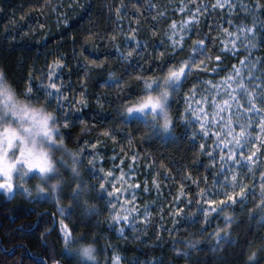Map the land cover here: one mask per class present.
I'll list each match as a JSON object with an SVG mask.
<instances>
[{
  "label": "trees",
  "instance_id": "obj_1",
  "mask_svg": "<svg viewBox=\"0 0 264 264\" xmlns=\"http://www.w3.org/2000/svg\"><path fill=\"white\" fill-rule=\"evenodd\" d=\"M156 1L0 0V63L7 66L9 74L19 83L29 85V75L35 78L50 63L61 59L67 66L66 71L69 69L66 77L81 87L87 103L83 116L62 129L70 143L80 147L83 142L101 133L102 129L110 127L112 132L117 131L128 141L135 152L148 156L160 168L161 175H169L174 183L187 176L185 186L191 187V181L210 177L214 170L188 129L177 121L171 132H164L144 127L146 117L143 112L134 110L125 117L119 116L116 111V97L124 92L127 98V92L135 91L136 76L151 75L142 72L140 65L144 69L155 68L156 64L149 60L156 54L153 49L161 52L167 45L162 35L169 18L159 15ZM260 3L264 4V0ZM121 7L123 10L117 17L116 10ZM121 15L135 18L130 21V26L146 41L138 59L122 60L119 55L123 34L128 32ZM209 21V17L199 20L198 28L195 26L186 37L184 50L177 53L178 57H186L193 42L204 38L212 23ZM212 34L217 35V32ZM208 50H212L211 45ZM218 54L213 51V55ZM260 54L264 55V47L260 48ZM193 55L197 62L206 60L199 51ZM236 61L235 55L226 59L228 67L219 74L208 72L205 68L193 73L180 96L172 103V114L180 110L183 92L197 79L221 77ZM110 71L115 73L113 77L108 76ZM117 77L121 79L117 80ZM82 83L85 87L81 86ZM258 180L260 182V177ZM255 201H259L258 195ZM7 207L0 202V261H5V264H13V261L15 264H45L51 255L41 233L45 222L58 231L60 217L57 210L46 201L33 205L16 204L10 211L5 210ZM249 210L253 213L251 216ZM37 212L43 214L37 216ZM225 213L236 217V221L229 225L235 242L226 244L221 241L220 249L214 251L215 237L210 233L218 226L223 227ZM101 227L107 232L103 238L107 244L105 264L110 263L113 252L122 253L127 264H141V261L147 262L151 258L162 259L169 264H243L253 251L257 253V264H264V251L261 250L264 221L259 220V211L250 197L234 209L222 210L204 230L197 225L184 226L164 233L160 240L150 239L142 231H129L127 236L122 237L104 225ZM194 237L200 243L191 249L189 255L175 251L188 249L186 241Z\"/></svg>",
  "mask_w": 264,
  "mask_h": 264
},
{
  "label": "snow or ice",
  "instance_id": "obj_2",
  "mask_svg": "<svg viewBox=\"0 0 264 264\" xmlns=\"http://www.w3.org/2000/svg\"><path fill=\"white\" fill-rule=\"evenodd\" d=\"M185 7L183 0H180V7L176 10L183 14ZM205 7L206 5L203 3V0H201V3L195 8H192L191 5L187 6L188 10L191 11L193 15L188 16L186 19L177 21L169 18L168 28L165 31V36L169 43L165 45L164 51L157 52L156 49H153V52L156 54L149 57L150 62L155 63L156 67L144 69L143 66L140 65L142 72L151 73V75L138 74L136 76L137 84L135 91L127 92V98L124 92H121L116 97L118 101L116 111L118 114L122 113L125 117L134 110L143 112L146 117L144 127L157 129V126H159L158 129L164 132H171L177 121L184 127L198 124L199 127L196 128L195 131L189 133L192 137L213 139V136H209V131L213 128H220V131L214 132L213 134L215 137L213 139V148L210 149L206 143L199 141L200 151L208 152L211 165L218 168V175L215 173L213 174V190L209 192L206 186L201 190L200 194L202 197L210 196L217 197L218 199L209 198L206 201L202 200L201 202H197L196 207L203 214L204 220L207 221L211 213L247 202L249 194L252 193L254 207L259 211V220L264 221V171L261 170L264 168V139H261L259 135H253L252 132V129L256 128L259 133H264V107L259 106V104H264V68L260 67V65H264V55L256 58L257 63L251 64L249 67L253 59L251 52L264 47V19L257 20L254 17L251 25L243 21L237 23L234 18L213 21L209 24L208 32L204 33V38L193 42L189 54L186 57H178L177 53L184 50L183 41L187 37L189 29L193 26H197L198 28L199 11L201 8ZM212 7L214 9L218 7L221 10L224 7H229L233 12L237 7L245 8L246 12L242 13V15L246 17L254 13H264V4L260 3V0H256L254 6L251 8L242 3L233 5L229 0H224L223 3H221V0H215V4H213ZM122 10V7L117 8V17ZM159 15L161 17L164 16L163 13ZM225 23H227L229 27H224ZM232 27H235V32L230 30ZM214 32H217L218 35H213L212 33ZM177 35H179V39H177ZM249 37H251L254 42H250ZM125 39L136 41L135 36H125ZM218 42H220V44H218ZM210 45L212 46V50H208ZM238 45H243V50L248 53V55L240 57L236 54ZM136 46L139 47V41H136ZM197 51L204 54L206 60L197 62L196 56L193 55V53ZM213 51L219 54L213 55ZM233 54H235V59L239 62V67L234 63L231 64L230 74L233 81H239V84L232 90H221L211 79L198 80V83L193 84L181 97L188 106L177 111L176 114L173 115L170 111L171 105L177 100V97L180 96L184 84L191 78L193 73H198L200 68H205L208 72L219 74V72L228 67V65L225 64V60L231 59ZM119 55L122 60H128L132 55L131 47L127 54L119 53ZM48 67L49 71L47 76L49 83L46 84V87L50 90L57 89L55 95L59 102L63 88L53 81L55 80L57 70H63L64 62L61 59H56L53 64ZM258 69L261 73L259 77L255 75V71ZM245 71L247 72L248 83H245L243 76ZM85 74L87 75V73ZM114 75V72L110 71L108 73L109 77H113ZM227 78V76L221 78L218 83H225V79ZM28 79L32 81L33 77L29 75ZM119 79L121 78L117 77V80ZM257 80H259L260 83H255ZM249 84H251L253 91H249ZM81 86L85 87L83 83ZM32 87L33 85L29 83V90H31ZM197 91L207 93L208 98L211 100L209 108L215 106L214 110L211 112V118H209L208 112L203 108H200V111H196L188 104L190 99L195 98ZM217 93L219 95H229L236 106L235 110L229 113V117L226 120H221L219 123L216 119L217 112L215 109L227 108L229 102L225 100L223 104H217ZM238 94H242L245 97V103L248 105L247 108L239 102ZM79 102L82 104L85 102L83 94H81ZM97 103H99V100H97ZM233 116L236 117V119H232ZM193 117H196V119L194 120ZM257 121H259V123H257ZM64 122L67 124L68 120L65 118ZM236 128H239L238 132L235 130ZM101 131L103 137H111L114 142L117 140V137L113 135L109 129L105 128ZM222 135L230 137L227 143L221 139ZM102 142V140H97L95 144L89 145V147L95 151L97 145ZM257 143L259 144L258 148L256 147ZM245 151H248V155L244 154ZM217 152H219V156H217ZM96 155L99 156V153L97 152ZM131 159L135 161L137 157L132 156ZM217 160H219V164L216 163ZM257 161H259V163H257ZM89 164L94 167L95 160H90ZM240 169H246L243 175L252 178L253 183L251 185L246 184L244 179L241 178ZM256 172H259L260 176L258 186L255 180ZM93 178L96 180L95 186L101 192L105 193L107 199L106 206L109 209L113 224L127 223L134 231L138 227V220L143 221L145 226H147V219L151 215L148 211V204L146 203L143 206V214L141 215L140 210L136 206V194L141 190L147 192L149 190V185L146 181L141 182L139 178L134 175V165L132 163L128 164L127 169L121 166L118 175L111 170L105 172V170L101 168L99 174L94 175ZM187 178V176L184 177V179ZM117 181L122 185L119 189L114 186ZM132 181L136 182L132 183ZM204 182L207 185L206 178ZM109 185H112L110 190ZM151 185L152 187H156L157 191H159V183L155 177H153ZM181 187H183V185ZM256 195L259 196L258 202L255 201ZM176 199L181 204L184 202L180 200L179 196H177ZM117 204H119V207H116ZM180 211V207H177L176 212L179 213ZM248 214L251 216L253 213L249 210ZM223 220L227 228L236 221V217L231 213H225L223 215ZM66 230H68V225L62 220L59 221L58 231L65 233ZM116 231L122 234L125 228L117 227ZM229 233L221 231L219 227H217L214 232L210 233L211 236L215 237L214 251L220 249L221 241H227V244L233 243V238ZM45 235V233H41L42 237ZM135 238L139 239V237ZM261 239H264V237H261ZM195 246V242H190L188 249H180L178 253L187 256ZM261 250L264 251V244L261 245ZM253 253H255V251H253ZM119 259L120 257L114 256L113 264H118ZM0 264H5V261H0ZM13 264H15V261H13ZM151 264H160V261L154 259L151 261ZM248 264H257L254 255L249 257Z\"/></svg>",
  "mask_w": 264,
  "mask_h": 264
},
{
  "label": "clouds",
  "instance_id": "obj_3",
  "mask_svg": "<svg viewBox=\"0 0 264 264\" xmlns=\"http://www.w3.org/2000/svg\"><path fill=\"white\" fill-rule=\"evenodd\" d=\"M65 125L43 78L29 90L0 63V202L9 206L6 211L43 201L55 207L68 230L61 233L45 222L42 233L51 255L46 264H105L107 232L101 225L113 226L107 199L86 175L83 150L69 142ZM218 227L229 233V226ZM190 242L198 245L200 240L189 239L187 246ZM253 255L256 259L252 252L243 264ZM160 264L169 262L161 259Z\"/></svg>",
  "mask_w": 264,
  "mask_h": 264
},
{
  "label": "rangeland",
  "instance_id": "obj_4",
  "mask_svg": "<svg viewBox=\"0 0 264 264\" xmlns=\"http://www.w3.org/2000/svg\"><path fill=\"white\" fill-rule=\"evenodd\" d=\"M224 0H221V3H223ZM229 2L233 5L237 3H242L244 5H247L248 7H253L256 0H229ZM155 3L156 9L160 13H163L167 18L175 19L177 21L186 19L188 16L193 15L191 11L188 10L187 6L191 5L192 8L197 7L198 4L201 3V0H183L185 7V10L183 14H181L178 9L180 7V0H157ZM203 3L206 5L205 8H201L199 11V20L202 18L209 17V22L217 21L219 19L227 20L228 18H234L237 23L240 21H243L244 23L251 25L253 18L255 17L257 20H262V13H254L249 16L242 15V13L246 12L245 8L237 7L235 11L233 12L229 7H224L222 10L220 8H213L212 5L215 4V0H203ZM122 22L126 24V29L128 32L123 34L124 40L120 47V52L127 54L129 52V49L131 47L132 55L128 59L131 61V59H138L141 55L142 49L146 44V41L141 38L138 34H136L134 31V28H131L130 21L134 20L133 17H128L124 15H121ZM169 24V23H168ZM224 27H229L227 23L224 24ZM168 28V25L165 27ZM195 28L193 26L189 29L187 36L191 33V31ZM165 29V31H166ZM231 31L235 32V27L230 28ZM165 31L162 35L163 39L169 43L167 37L165 36ZM259 34V33H258ZM218 35V33H217ZM125 36H135L136 41H139V47L136 46V41L133 40H126ZM226 38V37H225ZM177 39H179V35H177ZM186 40V38H185ZM184 40V41H185ZM250 42H254L251 37H249ZM183 41V43H184ZM220 44V42H219ZM222 46V45H221ZM236 54H240V57H244L248 55L243 50V45H238L236 48ZM235 55V54H233ZM252 60L250 62L249 67L251 64H256L258 57H261L260 49L256 51L251 52ZM50 63L49 65H52ZM234 64H236L237 67H239V62L236 61ZM48 65V66H49ZM43 69L37 77L33 78L30 82L34 88H36L39 85V82L41 78H43L44 82L46 84L49 83V79L47 76V73L49 71V67ZM67 66L64 65L63 70H57V74L55 75V80L53 81L57 85H61L63 88V91L61 93V96L59 98V102L57 100V96L55 95L57 89H53V101L55 102L58 111L62 115V117L68 120V123H72L78 118H81L83 116L84 107L86 106V99H84V103H80L81 94H83V91L79 85H76L73 83V81L66 77V73L69 72V69L66 71ZM261 68H264V65H260ZM255 75L259 77L261 75L259 69L255 71ZM225 83L220 84L218 83L221 78H225ZM245 83H248L247 81V72L245 71L243 73ZM213 80L214 84L221 90H232L236 87L237 84H239V81H233L230 74V68L228 71L221 75V77H206V78H199L195 81L194 84L198 83V80ZM255 83H260L259 80L255 81ZM193 85V84H192ZM191 85V86H192ZM186 89L185 92H187L190 88ZM249 91H253L251 88V84L248 85ZM183 96V95H182ZM181 96V97H182ZM238 99L241 104L244 105L245 108L248 107V105L245 103V97L242 94H238ZM225 100H228L229 106L227 108H220L215 109L217 112V122L219 123L221 120H226L229 117V113L233 110H235V104L232 102V99H230L229 95H219L216 94V103L217 104H223ZM188 104L191 105V107L196 110L200 111V108H203L206 112L209 114V118H211V112L214 110L213 108H209V104H211V100L208 98V95L206 92L197 91L195 94L194 99H190L188 101ZM199 105V107H198ZM186 105L185 101L181 98L179 102V109L182 110L185 108ZM260 107H264V104H259ZM195 120L196 117H193ZM232 119H236V117H232ZM68 123L66 125H68ZM259 123V121H257ZM65 125V126H66ZM198 124H193L190 127H186L189 132L195 131L196 128H198ZM113 135L117 137V140L114 142L111 137H103L102 132L94 135L89 140L83 142L82 145H80V148L82 151V156L84 158L85 163L87 164V171L86 174L89 176V178H92L94 175L99 174V170L103 168L105 172H108L109 170L115 172L117 175L119 174L120 167L123 166L124 169L128 168V164L132 163L134 165V175L139 178L141 182L146 181L149 185V190L147 192L141 190L137 192V200H136V206L140 210L141 215L143 214V206L147 203L148 204V211L151 213L150 217L147 219V226H145L143 221H137L138 227L135 229V231H142L147 236L150 237V239L153 240H160L163 237L164 233H171L175 230H177L180 227L184 226H195L197 225L202 230L206 229L207 225H210L211 222L216 218V216L221 213L222 210L227 209L224 208L218 212H214L209 214V218L207 221L204 220L203 214L197 209L196 205L197 202H201L202 200H207L209 198L211 199H218L217 197H210V196H201V190L204 189L206 186L208 187V191L211 192L213 190L212 188V181H213V174L218 175V168L213 167V174L210 177H204L203 179H194L191 181L190 185L191 187L185 186L184 177L181 178V181L174 183L172 178H169V175H161L159 173V169L154 162L151 161L148 156L142 155L138 151H134L131 147L130 143L128 141H125V139L117 133V131L112 132L110 127L108 128ZM220 128H213L209 131V136L214 137V132L220 131ZM237 132L239 131V128L235 129ZM253 135H259L261 139H264V133H259L256 128L252 129ZM194 139V142L197 144V147L200 149V142L203 141L206 143V145L211 149L214 147L213 145V139H206L204 137H192ZM221 139L225 141V143L228 142L230 137L221 136ZM97 140H102L103 142L98 144L95 151L89 147V145L95 144ZM255 143V142H254ZM256 147H259V144H256ZM226 151V149H225ZM99 153V156L96 155V153ZM206 156L208 157V160H210L208 152H204ZM245 155H248V151H245ZM132 156H136L137 159L133 161L131 159ZM217 156H219V152H217ZM122 158V159H121ZM90 160H95V166H91L88 162ZM211 163V161H210ZM217 164H219V160L216 161ZM259 163V161H257ZM115 166V167H114ZM264 171V168L261 169ZM241 178L244 179V182L248 185H251L253 183V180L251 177H245L243 174L246 171V169H240ZM155 177L158 180L159 183V191H157L156 187H152L151 181ZM259 172L255 173V180L258 184L259 182ZM206 178L207 185L204 182V179ZM188 179V178H187ZM136 181H132V183H135ZM198 182V186H197ZM178 184V186H176ZM183 185V187H181ZM189 185V186H190ZM117 189H119L122 185L120 182H115L114 185ZM176 186V187H174ZM112 185H109V190L111 189ZM179 187L178 189H175ZM105 196V193H103ZM124 195V194H122ZM130 196V194H129ZM179 196L180 200H183L184 202L181 204L176 199V197ZM249 197L252 199L253 194L250 193ZM248 197V198H249ZM256 197V196H255ZM190 205V206H189ZM237 205V204H236ZM228 207L230 209H234L236 207ZM116 207H119V204L116 205ZM180 207L181 211L179 213L176 212V208ZM106 208H108L106 206ZM175 221V223H174ZM117 227H124L125 231L121 234L116 231ZM111 231L115 232L118 236H127L129 231H134L133 228L125 223V224H113V226L110 228ZM118 256L120 257L118 264H127L124 260V255L120 252H113L112 258L109 264H113V257ZM154 259L158 260L157 258H151L149 261H153Z\"/></svg>",
  "mask_w": 264,
  "mask_h": 264
},
{
  "label": "water",
  "instance_id": "obj_5",
  "mask_svg": "<svg viewBox=\"0 0 264 264\" xmlns=\"http://www.w3.org/2000/svg\"><path fill=\"white\" fill-rule=\"evenodd\" d=\"M13 248H14V247H13ZM11 249H12V248H11ZM42 258H43V257H42ZM43 259L45 260V258H43ZM46 262H47V261L45 260V264H46Z\"/></svg>",
  "mask_w": 264,
  "mask_h": 264
}]
</instances>
